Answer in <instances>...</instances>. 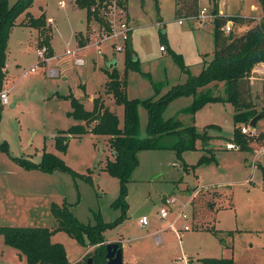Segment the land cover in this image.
<instances>
[{
  "label": "rangeland",
  "instance_id": "rangeland-1",
  "mask_svg": "<svg viewBox=\"0 0 264 264\" xmlns=\"http://www.w3.org/2000/svg\"><path fill=\"white\" fill-rule=\"evenodd\" d=\"M60 1L35 0L29 9L37 17L42 14V6L46 16L54 19V23H49L44 18V26L53 35L50 43L54 47L53 54H47V63H41L38 55L39 28L20 24L25 13L18 17L9 37L8 71L1 90H8L10 103L3 105L0 117V145H8V152L0 149V215L11 226H52L56 221L53 203L60 206L66 203L74 216L89 226L98 224V216L109 223L123 215L121 207L112 205L120 194V179L105 169L115 156L109 138L93 133L94 123L88 125L70 115L71 96L82 101L87 110L93 109L94 98L101 97L105 106L119 116L122 126L124 106L106 91L113 69L127 81L129 98L144 100L154 96L153 81L163 84L155 96L159 99L189 76L174 53L182 56L189 73L194 75L201 72L206 59L205 65L210 62L208 59L214 52V24L207 20L200 26L197 18L179 20L175 0H160L159 8L154 0H146L144 6L140 0H131L126 8L118 0H106L109 3L105 15L116 23V29L127 20L129 32L133 31L140 70L127 69L126 42L122 36L102 35L98 23L88 18L87 9L76 8L75 0H64L66 6L61 7ZM8 2L12 5L16 0ZM201 2L208 12L220 2V8L230 14L251 13L250 6L255 3L257 9L252 14L261 18L264 14L258 0ZM128 6L133 17L131 24ZM81 33L84 39L90 34L83 48L79 47ZM117 45H123L124 49L118 51ZM161 45H167L165 53L160 50ZM76 57L82 58L84 64L77 63ZM263 77L264 73L258 71L252 78L253 94L257 97ZM223 87L211 86L216 94L225 96ZM13 102L16 104L12 107ZM192 102V96L173 100L164 117L195 125L205 135V141L198 137L196 149L183 152L181 159L170 149L140 150L139 163L127 184L126 217L102 234L106 240L130 242L135 253L141 255L138 264H202L204 258L233 259L234 264H264V153L258 152L263 144L254 137L250 150L227 148L229 142L237 143L236 126L254 130L259 136L264 131V118L256 127H251L250 121L235 125L234 106L230 102L207 103L194 115L184 113L183 109ZM139 116V135L146 138L149 118L146 107L139 106ZM80 124L86 126L87 132H68ZM57 139L67 140L65 149L57 145ZM45 151L61 158L73 173L27 170L13 159L22 157L40 163ZM212 154L214 160L198 164L202 156ZM164 194L176 197L177 203L168 205ZM185 204L186 220L177 217ZM162 207H168L170 212L166 220L160 215ZM144 215L149 218L147 226L140 222ZM176 217L177 230L181 223L188 224L190 230L164 231L163 227ZM158 230L162 243L157 242L154 234L148 235ZM52 241L64 245L71 263L95 248L90 246L87 235L81 241L66 231L54 233ZM138 241L140 244H136ZM13 250L17 251L1 241L0 262L20 263L18 258L13 260ZM23 260V264L27 263Z\"/></svg>",
  "mask_w": 264,
  "mask_h": 264
},
{
  "label": "trees",
  "instance_id": "trees-1",
  "mask_svg": "<svg viewBox=\"0 0 264 264\" xmlns=\"http://www.w3.org/2000/svg\"><path fill=\"white\" fill-rule=\"evenodd\" d=\"M124 8L129 0H118ZM159 8V0H154ZM264 9V0H258ZM35 0H16L12 5L8 0H0V91L3 89L7 61V48L10 33L18 24V17L25 13L20 24L39 28L40 47L49 46L48 54L52 55L50 46V32L44 26L45 14L35 17L29 9ZM144 6L146 0H140ZM106 0H75L80 9H87L88 18L94 19L100 28L106 33H111V24L105 15L107 8ZM176 14L178 19L197 18L201 11L200 0H175ZM214 39L215 49L213 59L204 67L198 75L189 73L181 55L175 54L182 69L188 72V79L184 83L173 86L159 99L155 96L160 92L161 82H153L156 94L150 98L140 100L127 96V81L121 79L115 69L109 74L106 91L112 94L116 103L124 106V123L120 125L119 116L105 106L101 97L94 98V107L87 110L82 101L71 96L73 111L70 115L76 119L83 120L86 124L94 123L92 132L109 138L110 148L114 152V159L106 163L105 169L113 176L120 179L121 188L119 197L113 202L116 208L123 209V215L112 222H104L98 216V224L89 226L81 223L69 210L66 203L60 206L52 204V212L56 219L52 226H0V234L3 235L7 245L16 249L20 255L25 256L27 264H88L89 257L93 258V264H107L106 239L102 232L108 228L117 226L125 217L129 204L127 203L128 187L130 177L137 167L139 161L137 153L142 149L150 150H173L179 159L183 158V152L196 149L200 134L195 125H184L175 117L165 118L164 112L168 105L175 99L184 96H192L193 102L183 109L184 113L194 115L198 109L207 103L230 102L234 106L235 125L240 122H249L260 112L264 113V77L261 80V92L258 97L253 94L252 78L255 75L254 68L258 64H264V15L257 23V18L239 15H222L218 11V3L214 5ZM264 12V10H263ZM233 22L234 30L226 33L224 27L228 22ZM248 25L246 31H238V27ZM41 28V30H40ZM90 37V34L87 36ZM87 37H79L81 45H86ZM165 47V46H164ZM126 67L134 71L140 70L139 60L135 58V49L131 41V32L126 41ZM166 48V47H165ZM225 82V96L216 94L210 84ZM257 99V100H256ZM262 100V101H261ZM148 110V137H140L139 106ZM3 105L0 103V117ZM242 129V128H241ZM236 126L235 140L242 149L250 150V144L256 139L243 134ZM70 134H83L87 132L85 125H74ZM204 135V136H203ZM57 145L65 149L67 140L57 139ZM257 140L264 144V131ZM203 141H205L203 139ZM7 144L0 145L1 150L8 152ZM214 154L202 156L198 164L214 160ZM13 159L27 170H40L53 173L56 170L73 173L65 162L57 155L45 151L40 163L29 159L13 157ZM187 169V164H183ZM90 177V176H89ZM58 231H66L71 236L83 241L84 235L90 239V246L94 250L88 251L81 260L76 263L69 261L67 251L60 242H53L52 235ZM120 244V243H119ZM121 247V244H120ZM202 264H234L233 259L204 258Z\"/></svg>",
  "mask_w": 264,
  "mask_h": 264
},
{
  "label": "built area",
  "instance_id": "built-area-1",
  "mask_svg": "<svg viewBox=\"0 0 264 264\" xmlns=\"http://www.w3.org/2000/svg\"><path fill=\"white\" fill-rule=\"evenodd\" d=\"M59 5L61 7H64L65 6V1L64 0H61L59 2ZM208 11L206 9H201L200 13H199V16L197 17V19H199L201 21V23H205L207 20L208 21H212L214 22L215 20V15L214 14H207ZM208 15V16H207ZM264 15V14H263ZM109 20V19H108ZM261 20V17L257 18V21L259 22ZM48 22L49 23H54V19L53 18H48ZM110 24H111V33H106L104 30L102 32V35L106 36V37H112V36H122L124 42H126L129 38V29L127 28V20L126 22H122L121 23V28L120 29H116L115 25L116 23L110 21ZM181 22V21H180ZM234 30V26H233V22H228L225 27H224V31L226 33H231L232 31ZM240 31H243V30H240ZM117 50L118 51H122L124 49L123 45H117ZM160 50L161 51H166V48L164 46H161L160 47ZM48 49H47V46L44 45L42 47L39 48L38 52H39V57L41 59V63H47V61L49 60L48 57H47V54H48ZM75 55V52H71ZM76 62L79 63V64H84V60L82 58H79V57H76ZM7 67V65H6ZM32 71H35V69L33 68ZM254 72H256L254 70ZM264 73V72H263ZM0 102L2 105H6V104H9L10 103V100H9V95H8V92H3V91H0ZM242 133L243 134H247L251 137H258V135H256V132L254 130H250L248 129L247 127H242L241 129ZM227 148L228 149H234V150H240L242 149L241 145L238 144V143H235V142H229L227 144ZM259 153H264V144L262 145V148L258 150ZM165 201L167 202L168 205H175L177 203V198L174 197V196H165ZM186 207H187V204H185L183 206V208L178 212L177 214V217H180L182 219H187L188 218V214L186 212ZM169 209L168 207H162L160 209V215L162 217L163 220H166L169 216ZM140 222L142 225L144 226H147L149 224V218L148 216L144 215L142 216V218L140 219ZM176 221L175 222H171L170 223V228L172 230H176V231H188L190 230V226L188 224H181L180 226H178L179 230L176 229Z\"/></svg>",
  "mask_w": 264,
  "mask_h": 264
},
{
  "label": "crops",
  "instance_id": "crops-1",
  "mask_svg": "<svg viewBox=\"0 0 264 264\" xmlns=\"http://www.w3.org/2000/svg\"><path fill=\"white\" fill-rule=\"evenodd\" d=\"M130 1L131 0H129V3H130ZM159 2H160V0H159ZM221 2V1H220ZM220 2H219V4H218V11H219V13L220 14H222V15H239V16H244V17H255V18H259V16H255L254 14H252V11L254 10V9H257L256 7H257V5L255 4V3H253V4H251V6H250V11H251V13H238V14H230V13H228L227 11H226V9H224V8H220ZM75 3V2H74ZM208 6H209V2H208V4H207ZM65 6H66V2H65ZM64 6V7H65ZM75 6H76V8H77V5L75 4ZM129 7V16H130V24H131V22H132V19H133V17H132V14H131V12H130V6H128ZM200 7H201V9H206V8H203L202 7V2H201V0H200ZM210 7V6H209ZM207 10V9H206ZM41 11H42V13H44L45 14V16L47 15L46 14V12H45V8L44 7H42L41 6ZM214 8L212 9V12H208L207 14H213L214 13ZM32 14V13H31ZM35 16V15H34ZM208 16V15H207ZM36 17V16H35ZM38 17V16H37ZM47 17V16H46ZM48 18V17H47ZM49 18H51V17H49ZM200 21V20H199ZM207 22H211V23H213L214 24V22H212V21H207ZM203 25H205L204 23L202 24L201 23V21H200V26H203ZM27 26V25H26ZM215 26V25H214ZM31 28V27H30ZM32 28H34V29H36L37 30V28H35V27H32ZM133 27H131V29H132ZM249 28V26L248 25H242V26H239L238 27V31L240 32V30H243V31H246L247 29ZM38 32V31H37ZM54 34V33H53ZM83 33H81V35L80 36H83L82 35ZM213 36H214V29H213ZM52 37H53V35H51V37H50V40L52 41ZM79 39V38H78ZM131 41H132V44H133V47H134V49H135V51H136V44H135V39L133 38V31H131ZM9 42V41H8ZM37 44L39 45V37H38V39H37ZM168 45H169V48H170V50H172V43H170V40H168ZM50 46H51V49H52V54H53V52H54V47H53V45H52V42L50 43ZM85 45H81L80 43H79V47H81V48H83ZM161 46H164V45H161ZM199 48V47H198ZM214 49H215V39H214ZM166 51H167V45H166ZM166 51H162L163 53H165ZM213 57H214V52H213V55H212V57L210 58V59H208L209 61H211L212 59H213ZM205 58H206V56H205ZM208 61H207V59L204 61V64H203V68H202V70L204 69V67L207 65H205V63H207ZM7 68H8V64H7ZM201 70V71H202ZM254 70L256 71V72H258V71H261V73H263L264 72V64H258V65H256L255 66V68H254ZM7 71H8V69H7ZM255 72V73H256ZM201 73V72H200ZM200 73H198V74H200ZM198 74H194V75H198ZM189 77V76H188ZM187 81V80H186ZM216 84V82H213V83H211L210 84V86H213V85H215ZM219 86L220 85H222V86H224L223 87V92L225 93V87H226V85H225V82H220L219 84H218ZM6 91L8 92V90L6 89ZM9 95V94H8ZM225 95V94H224ZM13 104H16V102H13ZM15 106V105H14ZM85 106V105H84ZM178 158V157H177ZM165 196H167L166 194H164L163 195V198H165ZM1 217H2V214L0 215V220H1ZM178 218L176 217V219H174V220H172L171 222H175L176 220H177ZM4 220V219H3ZM1 222H3V223H0V226H2V225H9L8 223H4V221H2L1 220ZM181 224H183V223H181ZM180 224V225H181ZM179 225V226H180ZM14 226V225H13ZM169 226V227H168ZM163 230L164 231H169V230H171V228H170V225H168V223H167V225L165 226V227H163ZM162 230V231H163ZM172 231V230H171ZM161 232L158 230V231H156V232H154V231H152L151 233L150 232H148V235H151V234H154V238H156V240H157V242L158 243H162L163 242V238H162V236H161V234H160ZM4 242L5 243V241H4V237H3V235L2 234H0V242ZM107 242H118V243H120L121 244V249H122V251H123V264H138V260H139V258L141 257V255H139V254H136L135 253V251H134V249H133V245H131L130 244V242H128V241H121V240H106ZM106 242V243H107ZM136 244H140V241H138ZM7 245V244H6ZM11 247V246H10ZM14 249V248H13ZM14 251V250H13ZM19 252L18 251H14L13 252V256H14V259L13 260H15V258L17 259L18 258V260H20L19 262L20 263H16V261H9V262H0V264H23V259H25L26 260V258H25V256H23V255H20V254H18ZM3 254V253H2ZM17 255V256H16ZM27 261V260H26ZM25 264H27V263H25Z\"/></svg>",
  "mask_w": 264,
  "mask_h": 264
},
{
  "label": "water",
  "instance_id": "water-1",
  "mask_svg": "<svg viewBox=\"0 0 264 264\" xmlns=\"http://www.w3.org/2000/svg\"><path fill=\"white\" fill-rule=\"evenodd\" d=\"M116 65V64H115ZM112 67H115L114 65ZM15 104H12V107ZM264 118V113L260 112L257 114L251 121L250 125L251 127H256L258 124V121ZM206 146H209V144H206ZM106 258H107V264H123V251L120 247V244L118 242H108L106 244ZM88 264H93V258L89 257L87 260Z\"/></svg>",
  "mask_w": 264,
  "mask_h": 264
}]
</instances>
